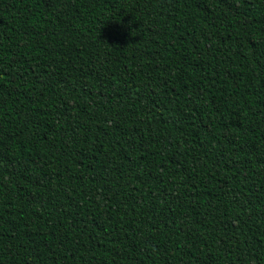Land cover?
I'll return each instance as SVG.
<instances>
[{
    "label": "trees",
    "instance_id": "16d2710c",
    "mask_svg": "<svg viewBox=\"0 0 264 264\" xmlns=\"http://www.w3.org/2000/svg\"><path fill=\"white\" fill-rule=\"evenodd\" d=\"M0 264H264V0H0Z\"/></svg>",
    "mask_w": 264,
    "mask_h": 264
}]
</instances>
